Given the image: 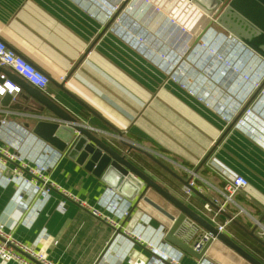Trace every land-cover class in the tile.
Returning <instances> with one entry per match:
<instances>
[{"label":"crops","instance_id":"1","mask_svg":"<svg viewBox=\"0 0 264 264\" xmlns=\"http://www.w3.org/2000/svg\"><path fill=\"white\" fill-rule=\"evenodd\" d=\"M205 15L191 0H0V39L48 77L40 91L77 124L120 153L137 146L156 158L162 166L138 149L128 154L212 226L213 212L203 204L215 209L213 201H223L216 190L227 173L244 176L247 187L233 195L234 204H227L217 221L233 216L222 233L264 264V143L259 141L264 137V60ZM142 32L144 41L136 43ZM200 42L213 53L198 58L191 49ZM231 48L229 59L239 73L223 63ZM176 53L180 82L159 61L160 54L172 58ZM0 74L19 85L8 66L0 65ZM242 74L259 75L258 88L250 92ZM22 94L10 102L22 109L0 105V146L16 156L0 155V224L13 238L54 264H171L162 250L181 253L179 264H251L217 238L201 258L167 241L163 228L171 221L134 195L131 184L121 191L112 187L69 157L67 148L59 151L33 133L38 114L66 122L46 109L32 113L38 107ZM247 107L259 140L235 125ZM233 111L234 118L223 117ZM24 162L45 165V176L59 190L51 189L45 200L34 195L30 185L38 180ZM190 171L202 190L187 196ZM17 195L26 208L17 205ZM145 196L178 214L154 190L147 189ZM109 207L115 213L129 211L120 220L121 233L90 210L113 216Z\"/></svg>","mask_w":264,"mask_h":264},{"label":"water","instance_id":"2","mask_svg":"<svg viewBox=\"0 0 264 264\" xmlns=\"http://www.w3.org/2000/svg\"><path fill=\"white\" fill-rule=\"evenodd\" d=\"M191 1L205 11L207 17H211L209 21H214L264 60V0ZM14 79L18 82L24 93L21 97L28 102L32 101L38 107H33L31 109L32 113H39L46 109L48 112L66 122L59 123L38 120L32 129L33 133L40 136L44 141L59 151L67 148L69 157L75 159L80 164L84 163L88 170L97 176H101L112 187L121 191L123 187L131 184L134 195L139 193V199L147 201L171 221V224L167 228H163L164 238L167 241L184 250L186 253L196 258H201L212 240H209L200 251L196 252L174 235L181 222L185 218H190L211 232L215 238L226 244L251 264H263L225 234L218 233L214 226L140 170L129 159L128 154L131 148L140 150L158 165L162 166L156 158L151 156L143 148L129 146L124 153H120L95 136L91 131L77 124L76 118L69 116L42 91L31 86L17 75H14ZM0 83H2V80H0ZM59 87L62 88V83ZM10 102L11 95L5 92L0 99V105L19 110L22 109L18 103L11 104ZM149 188L158 193L169 205L177 209L178 214L174 215L167 212L159 204L147 198L145 192ZM193 191L195 190L193 189ZM114 233H121L120 227L116 228Z\"/></svg>","mask_w":264,"mask_h":264},{"label":"built area","instance_id":"3","mask_svg":"<svg viewBox=\"0 0 264 264\" xmlns=\"http://www.w3.org/2000/svg\"><path fill=\"white\" fill-rule=\"evenodd\" d=\"M117 7L118 6L116 5L113 7V12L116 11L115 9H117ZM112 13L107 14L106 19L109 20L113 15ZM205 17L207 16L205 15ZM207 18L209 19L211 17H207ZM168 19L169 21L174 22V19L176 18L175 16L174 17L172 16V17H168ZM142 34L143 32L140 35L137 34V37L134 39L136 43H141L144 41V36ZM191 50L195 52L194 54H199L198 58L204 53L205 54L213 53L212 48L209 49L208 46H206V44L203 42H200L199 44L197 43L194 44ZM236 52L237 54H239V56L241 55L240 52L238 51ZM177 53L172 58H168L165 54H160L159 61L163 69L169 74V76L173 80H178L180 82V78L178 77L181 72L177 70L178 67L177 64L180 60V57ZM0 65L8 66L15 75L19 76L24 81L29 83L31 86L39 90H45L48 84V77L42 71L37 69L33 64H31L25 58L15 54V52L9 49L1 39H0ZM225 66H227L228 68L230 67L232 72L235 73L240 72V68L234 63L232 64L229 63L227 65L225 64ZM242 78L247 82L249 81V86L247 87L248 90H250V92L258 88L261 79L259 75H255V74H253V77L250 74H242ZM0 79L2 80V83H0V96L3 95L5 92H8L11 95V99L14 100L21 91L20 86L14 84L12 81L7 79L5 74H0ZM235 112L234 111L230 112L231 114L230 117L227 113L223 112V117L226 119L234 118ZM250 113H252V109L249 107L245 108L244 111L240 114V116L236 119L235 125L242 128L246 133L251 135L253 138L259 140V137L254 135V134H258L257 133L258 131L253 126L254 119L249 116ZM36 118L38 120H43V121L52 120L51 117L46 116L44 114H38L36 115ZM1 123L5 124L6 121L2 120ZM259 141L264 143V137ZM0 155L1 157L10 160H14L16 157L15 154L11 153L9 150L3 148L2 146H0ZM22 167L27 169L38 180V182H34L30 186L32 187L33 194L39 196L41 200H45V198L49 196V192L51 189L59 190V187L49 182L48 178L45 176V171H46L45 165L42 164L30 165L28 162H24L22 163ZM197 179H199L197 174L194 171H190V178L188 179L187 184L184 187V193L187 196L192 194L193 189L198 191L202 190V187L197 184ZM247 185H248V180L244 176L234 173L233 174L227 173L224 185L222 186L221 189L216 190L219 194L223 196V201L219 203L217 200H214L213 206H215V209H213L209 203L203 204L205 210L213 212V215L210 217L211 218L210 221L214 224V227L216 228L218 233H222L225 229V226L229 222H231L234 218L233 216H228L225 217L223 221L219 222L217 221L218 214L224 212L225 206L227 204H234L233 195L236 192L246 188ZM62 192L64 195L79 202L83 206H87L84 202L78 200L69 192L67 191H62ZM15 201L17 205L26 208V203L23 204L20 195H17V197H15ZM60 206L62 208L63 203H61ZM90 210L94 215L102 218L108 224H110V226L114 230L119 227L121 229L122 226L120 224V220L126 218L129 215V211L127 208L123 209L119 213H115L114 207H109V210H111L114 214L113 216L102 213L94 208L92 209L90 208ZM174 235L183 243L190 245L192 249L195 250L196 252L200 251L209 240L215 239V236L211 232L202 229L195 221H193L190 218H185L181 222L179 227L176 229ZM138 239H140V237ZM161 254L162 256H166L167 260L171 264H179V257L181 253H179L180 255L170 254V253L167 254L165 250L164 251L162 250ZM0 261H5V262L12 261L15 262L16 264H54L51 260H49L45 256L44 253L36 250L32 246L24 244L13 238L11 234L8 233L4 229V226L1 224H0Z\"/></svg>","mask_w":264,"mask_h":264},{"label":"rangeland","instance_id":"4","mask_svg":"<svg viewBox=\"0 0 264 264\" xmlns=\"http://www.w3.org/2000/svg\"><path fill=\"white\" fill-rule=\"evenodd\" d=\"M178 12H179V10L177 9V10H176V13L178 14ZM171 15L174 16L173 14H171ZM202 35H203V34H202ZM226 44H227V42H226ZM225 47H228V46L226 45ZM233 47H234V46H233ZM233 47H232V48H233ZM232 48L229 50L228 53H226V56L224 57V59H225V60L223 61L224 65H225V64L227 65V64H229V63H231V64L233 63V60H232V59H229L230 56H231V54H234V53H233L234 49H232ZM239 57H242V55H240ZM208 62H209V61H208Z\"/></svg>","mask_w":264,"mask_h":264}]
</instances>
